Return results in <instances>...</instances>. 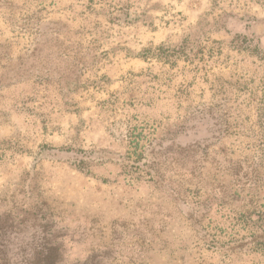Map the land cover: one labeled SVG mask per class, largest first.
I'll return each mask as SVG.
<instances>
[{
  "label": "rangeland",
  "instance_id": "obj_1",
  "mask_svg": "<svg viewBox=\"0 0 264 264\" xmlns=\"http://www.w3.org/2000/svg\"><path fill=\"white\" fill-rule=\"evenodd\" d=\"M0 264H264V0H0Z\"/></svg>",
  "mask_w": 264,
  "mask_h": 264
}]
</instances>
